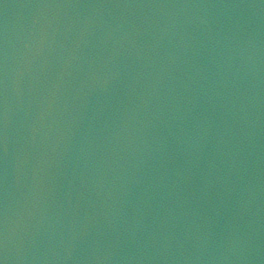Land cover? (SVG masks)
<instances>
[{"label": "water", "instance_id": "1", "mask_svg": "<svg viewBox=\"0 0 264 264\" xmlns=\"http://www.w3.org/2000/svg\"><path fill=\"white\" fill-rule=\"evenodd\" d=\"M0 264H264V0H0Z\"/></svg>", "mask_w": 264, "mask_h": 264}]
</instances>
